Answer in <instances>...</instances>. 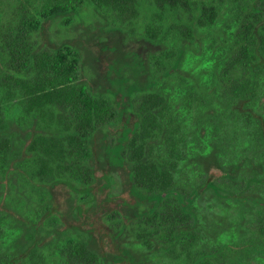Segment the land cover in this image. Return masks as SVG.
Instances as JSON below:
<instances>
[{"label": "trees", "instance_id": "trees-1", "mask_svg": "<svg viewBox=\"0 0 264 264\" xmlns=\"http://www.w3.org/2000/svg\"><path fill=\"white\" fill-rule=\"evenodd\" d=\"M87 7L156 47L129 113L40 40ZM0 264H264V0H0Z\"/></svg>", "mask_w": 264, "mask_h": 264}, {"label": "rangeland", "instance_id": "rangeland-1", "mask_svg": "<svg viewBox=\"0 0 264 264\" xmlns=\"http://www.w3.org/2000/svg\"><path fill=\"white\" fill-rule=\"evenodd\" d=\"M104 13L106 14L103 11L95 15L87 7L77 14V19L70 25H66L61 21L63 17L47 21L42 27L40 40L42 44L50 46L69 44V46L80 49L84 62L80 71L81 78L89 80L97 90H103L106 95L116 98L117 101L121 102L119 110L129 113L131 109L129 100L132 92L128 88L132 85V81L145 80L147 57L156 47L141 35L138 37L131 36L127 27L118 26L112 16L103 15ZM201 66L202 62L199 59L191 60L190 67L192 70H196ZM132 70H135V75H130ZM129 118L130 115L127 121H123L124 128L120 123L117 127L118 130L115 131L116 136L122 131L120 135L121 144L128 137L130 131L128 127L135 125L132 119ZM107 140L108 144L112 145L114 143V139L107 138ZM103 142V140H100L96 148L95 160L97 166L102 165V158H105L101 148ZM112 152L115 164L125 165L119 147ZM118 170H113V185L108 190V194L113 195V197L120 195L123 190L121 185L123 186L125 173L122 169ZM125 170L128 174L127 178H130L129 171ZM104 177L109 179L107 174ZM126 184L130 189L128 180ZM127 198H130L128 194Z\"/></svg>", "mask_w": 264, "mask_h": 264}, {"label": "flooded vegetation", "instance_id": "flooded-vegetation-1", "mask_svg": "<svg viewBox=\"0 0 264 264\" xmlns=\"http://www.w3.org/2000/svg\"><path fill=\"white\" fill-rule=\"evenodd\" d=\"M66 195V194H65ZM65 195L62 196V198L65 197ZM67 197V195H66ZM38 236L40 237H43V239H48L50 236H54L55 234L52 233V232H41V233H38L37 234ZM95 235L98 237V238H101V244L103 243L108 250H111L113 249L114 247V234L113 233H107V232H104V231H98V232H95ZM88 236V235H87Z\"/></svg>", "mask_w": 264, "mask_h": 264}]
</instances>
